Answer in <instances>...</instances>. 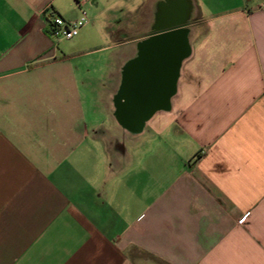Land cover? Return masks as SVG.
<instances>
[{
	"label": "crops",
	"instance_id": "crops-1",
	"mask_svg": "<svg viewBox=\"0 0 264 264\" xmlns=\"http://www.w3.org/2000/svg\"><path fill=\"white\" fill-rule=\"evenodd\" d=\"M172 33L167 106L124 124ZM0 264H264V0H0Z\"/></svg>",
	"mask_w": 264,
	"mask_h": 264
},
{
	"label": "water",
	"instance_id": "water-1",
	"mask_svg": "<svg viewBox=\"0 0 264 264\" xmlns=\"http://www.w3.org/2000/svg\"><path fill=\"white\" fill-rule=\"evenodd\" d=\"M147 47L148 54L128 71L123 91L127 102L119 108L120 120L133 128H138L156 107L167 106L179 61L186 52L183 33L161 36ZM156 88L158 94L151 96V89Z\"/></svg>",
	"mask_w": 264,
	"mask_h": 264
},
{
	"label": "built area",
	"instance_id": "built-area-1",
	"mask_svg": "<svg viewBox=\"0 0 264 264\" xmlns=\"http://www.w3.org/2000/svg\"><path fill=\"white\" fill-rule=\"evenodd\" d=\"M85 23L86 14L84 11H80V17L75 20H65L60 16L53 15L48 19V35L55 41H69L78 35Z\"/></svg>",
	"mask_w": 264,
	"mask_h": 264
},
{
	"label": "rangeland",
	"instance_id": "rangeland-1",
	"mask_svg": "<svg viewBox=\"0 0 264 264\" xmlns=\"http://www.w3.org/2000/svg\"><path fill=\"white\" fill-rule=\"evenodd\" d=\"M83 11L85 12L86 14V23L83 27H90V26H95L97 25V17H94L95 15V12L91 10V6L89 4V6H84L83 7ZM81 29H84V28H81ZM79 30V33H81L82 30ZM77 37L73 38V39H76ZM64 41V40H63Z\"/></svg>",
	"mask_w": 264,
	"mask_h": 264
},
{
	"label": "flooded vegetation",
	"instance_id": "flooded-vegetation-1",
	"mask_svg": "<svg viewBox=\"0 0 264 264\" xmlns=\"http://www.w3.org/2000/svg\"><path fill=\"white\" fill-rule=\"evenodd\" d=\"M172 21H174L173 19H172ZM153 92V93H152ZM158 89L156 88V89H151V91H150V95L152 96L153 94H154V96H156L157 94H158Z\"/></svg>",
	"mask_w": 264,
	"mask_h": 264
}]
</instances>
